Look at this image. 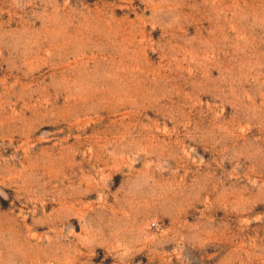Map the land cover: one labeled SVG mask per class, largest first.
<instances>
[{
  "label": "rangeland",
  "instance_id": "obj_1",
  "mask_svg": "<svg viewBox=\"0 0 264 264\" xmlns=\"http://www.w3.org/2000/svg\"><path fill=\"white\" fill-rule=\"evenodd\" d=\"M0 264H264V0H0Z\"/></svg>",
  "mask_w": 264,
  "mask_h": 264
}]
</instances>
